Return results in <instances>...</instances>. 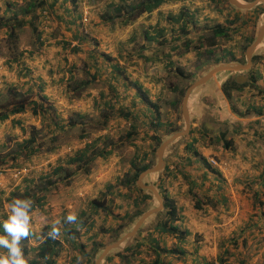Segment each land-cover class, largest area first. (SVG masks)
<instances>
[{
  "label": "crops",
  "instance_id": "1",
  "mask_svg": "<svg viewBox=\"0 0 264 264\" xmlns=\"http://www.w3.org/2000/svg\"><path fill=\"white\" fill-rule=\"evenodd\" d=\"M31 1L0 0V20L22 18V9ZM36 1L43 2L35 9L36 18H32L38 35L34 34L35 38H29L27 43L20 45L22 57L19 62L0 58V92L13 88L22 91L38 102L43 101L45 113L42 117L40 112L34 114L31 108H27L0 121V149L7 146L8 141L10 145H15L27 137L28 133L23 132L22 126L34 125L38 129V123L47 124L45 132L48 130L55 134L71 129L73 125L61 123L68 120L60 117L62 111L59 110L76 111L84 117L85 113L98 115L106 109L110 114L104 118L103 112L96 119L101 123L106 121L105 128L90 136L88 132L80 133L82 135L79 134L67 146L75 152L91 143L92 139L101 140L105 135L117 139L128 132H135L137 141L134 139L131 145L136 151L140 150L142 156L147 155L144 158L147 161L151 142L148 136L155 133V125L156 132L166 137L171 135H166L169 127L179 126L178 131L185 128L183 97L178 103L179 89L183 87L186 91L218 63H243L238 59L237 48L228 47L231 41L220 39L209 50L199 45L210 27L226 25L228 20L233 19L230 10L212 0H166L138 13L139 8L151 1L90 0L86 23L82 20L85 11L80 0ZM25 19L30 20L29 12L25 14ZM42 20L46 23L44 30L40 26ZM228 52L233 60L215 62L218 57L228 58ZM254 54L259 57L248 69L218 71L191 90L185 104L188 130L166 148L164 167L159 172L166 169L165 174L168 175L161 173L156 183L167 188V195L175 201L179 212L185 213L187 204L193 207L188 210V215L192 214L191 210L195 215L203 212L208 223L195 225V233L214 230L241 234L239 243L246 242L263 255L264 36ZM178 68L187 77L179 75ZM239 76L244 79L237 81ZM251 76L255 78L253 82ZM230 77L245 85L232 89L228 97L222 84ZM72 88H75L74 91ZM48 132L46 136L50 135ZM118 149L102 156V148L96 153L98 157H94L96 164L106 165L113 156L115 158L111 168H108L112 170L115 181L108 182L111 175L101 178L103 186L115 183L119 178L116 176L119 172H115L120 169L121 152ZM210 156L226 165L223 168L211 166L208 163ZM131 159L124 170L130 167ZM92 181L93 195L89 200L96 198L95 187L101 183ZM156 183L153 180L146 184L156 187ZM8 192L3 201L0 198V205L5 202ZM126 193L122 187L116 192L122 199H125ZM79 195L71 192L68 199L72 201L70 211L76 213L77 218L82 211L90 213L89 200L87 206H80ZM195 201L201 202V209L194 206ZM126 202H122L121 208L114 209V214H126ZM62 205L61 200L57 212L63 213V216L49 214L52 216L48 224L59 220V225H62L65 215L68 216L67 206L62 208ZM91 222L95 228L96 223L93 219ZM246 232L251 236L243 235ZM223 242L238 243L234 237ZM216 259L215 256L214 264H223ZM242 260L243 257L236 264H241ZM255 261L258 264L260 259L255 257ZM208 262L207 259L203 264H213Z\"/></svg>",
  "mask_w": 264,
  "mask_h": 264
},
{
  "label": "rangeland",
  "instance_id": "2",
  "mask_svg": "<svg viewBox=\"0 0 264 264\" xmlns=\"http://www.w3.org/2000/svg\"><path fill=\"white\" fill-rule=\"evenodd\" d=\"M84 1H85V5L87 6V18H88V4H89L90 0H84ZM212 1H214V0H212ZM243 1H245V0H243ZM248 1H251V0H248ZM81 2H82V0H80V3ZM214 3H217L218 5H221L223 8L230 10V13L233 17L235 14L238 15L239 20L240 19L241 20H244V19L248 20L247 23L244 26H242L241 29L236 34H234L232 36V39H230L228 41L224 40L225 42L231 41L228 44V47H235V49L237 48L238 53H239L238 59L244 63L245 62V49L247 47L246 37L251 36L254 39L259 24L262 21H264V8H263V10H260L258 12H254L252 9L254 7H256L258 4L255 5L252 9L242 10V9H238V8L230 5L228 0H215ZM259 4L264 5V3H259ZM81 6H82V3H81ZM41 10L42 9L39 10V13ZM42 13H43V11H42ZM0 21H2V20H0ZM40 26L44 30L46 23L42 20ZM34 34L35 33L33 32L32 28L28 25H26L25 28L21 29V32H20V42H21L20 44H21V46H22V43H24V44L27 43L29 41V38H31V39L35 38ZM31 41H33V40H31ZM0 58H5V57H0ZM257 59H255L254 61L252 60L251 65H253V63ZM1 79H2V77H1ZM181 88H183V87H181ZM13 90L19 91V90L14 89V88H13ZM5 92H6V90H3L0 93V99H2L3 101H5L7 98ZM19 92H22V91H19ZM1 94H3V96H1ZM177 95H179V94L177 93ZM48 110L52 111V108H50V109L48 108ZM54 112L55 111H53V113L51 112L52 115L54 114ZM58 112H61L60 117L63 120H68L65 122H61V123H63V125H73V126L70 127L71 129H69L67 127L68 129H64L63 132L61 131V132L56 133L57 134L56 143L58 144V148H56L53 152L41 153L38 157H34L33 162H26L25 165H30L31 167H33L31 172H29L27 175L32 174L31 176L34 177V175H35L36 177H38V176H45L46 174H49L51 172V168L55 164H57L59 162V160L66 158V156L68 154L74 153L72 148L70 151L66 150L68 147L67 144L71 140L76 139L80 133L84 134V133L88 132L89 136L91 135V133H94V134L97 133L98 134V131L102 130V129H100V126L102 125V123L100 121H96L98 115L101 116L104 112V118H106L107 115L110 114L106 109L102 110V113L101 114L98 113V115L96 113H93V114H90V113L86 114L85 113L84 117H80V115L76 111H70L69 112V111H66L65 109H62V110H59ZM39 114L41 116L43 115V114H41V112ZM42 123H43V121H42ZM79 124H80V126H77ZM38 125H40V127L38 128L39 129V137L43 136L46 139L47 138L46 132H48V130L45 132V126L47 127V124L42 125L41 123H38ZM58 130H60V129H58ZM166 133H167V131H166ZM165 137L166 136H163V139ZM84 140L87 142V139H84ZM135 140L137 141V139H135ZM139 144H141V143H139ZM149 144L150 145H148V152H147L149 155L148 160L151 161L152 159H154V161H156V148L157 147H153L154 144L152 143V141ZM115 145H117V147H115ZM14 146L15 145H10V143L8 141V145L4 146L0 149V169H2V174H0V198L2 197V201H3V196L8 192V190L10 188H14V187L18 186L19 184H22V180L25 178L24 177L20 180H14L12 177L11 171L13 170V168L19 167V166H24V165H19V166L14 165V164H24L22 158H20L18 160H14L12 158V150H13V148H15ZM130 146H132V145L127 144L126 138L123 136L115 139L111 135H109V136L105 135V138L101 139V141L99 143H97V145H95L94 151H96V153H97L102 148L104 149V151H108L107 149H109V150L111 149L110 151H112V150L116 151V148H119L118 150L121 152V158L119 160L120 161L119 162L120 169L119 170L117 169L115 172H119V174H117L116 176L120 177L125 173L126 170H124L125 169L124 166L129 163L130 158H133L134 155H137L140 158L143 157L139 153L140 150H139V152L136 151L133 146H132V149H130ZM96 153L94 155H92L91 160L88 164L81 167V169H74V173L71 174V176L69 177L70 182L68 184L66 183L67 182L66 178H63V175L65 173H62L61 176H58V175L55 176L54 175L53 178L55 180V183H54V185H51L50 187H48L46 189L45 194L48 198L46 199V201H44V204L42 205L43 207L41 208V207L36 206L34 209L31 210L33 234L29 238L25 239V241L22 244L23 246H26V249H27V253L24 254V256L27 260L30 258H33L35 256V251L31 249V246H35L37 241L42 239V237H41L42 228L44 225H47L48 222L50 223V220H51L50 217L52 215H54V217H58L60 214L63 216V213L57 212V210H60L59 208L61 205V200L63 203L62 208H66V206H67V209H65V210H67L68 214H69V212H71L70 211V204L72 203V201H68V199L71 198V192L73 194L74 193H76V194L80 193V195H79V198L81 200L80 206H82L83 204H84V207L87 206V202H88L89 198L93 195L92 194V188H93V185H92L93 181L92 180L101 182L100 184L97 183V186L95 187V192L97 191L96 198H98V199H102L103 197L105 198L106 211H103V210L98 211L97 214H94L92 216L90 214L91 209L88 207V209H90V213L88 214V216H91L88 219V221L93 219V221L96 223L95 228L89 232H87V231L85 232L84 229H80L76 234H74L73 237H71L69 239V243H64L63 249L60 253V256L57 258V261H56V262H58L57 264H74V260H76V262H78V261L87 262L91 259H92V262L90 264H93L94 260L96 259L97 255L99 254V252L101 250L94 252L92 241L102 242L104 245L110 243L109 240L112 239L114 237V234H115L112 231V227H114L115 225L117 226L118 223H123L124 225H126L125 231H127L128 229H130L134 225V223L136 222V220L140 216V215L135 216L134 215L135 211H134L133 207L130 206V203L126 202V200L124 198L122 199V198L118 197V194H116V192H118V190H120L121 187H116L114 189V191H109L106 189V187H105L106 185L103 186L104 181L102 182L99 180L101 178H104V177L111 175V179H109V181L108 180L107 181L110 182V180H112V179H113V181H115L114 176H112V170L111 171L108 170V168H111L110 164L114 163L115 158L113 156L111 158L110 162L107 163V165L105 163L98 162L97 163L98 166H97V164L95 162V158H94L97 156ZM101 160L103 161L102 158H101ZM35 166H37V168H35ZM86 166L89 167L88 168L90 170L89 172L84 171V169L85 170L87 169ZM116 166H117V162H116ZM72 168H76V167H72ZM155 176H156V173L150 174L149 176H147L146 178L143 179V183L146 184V181H149L150 183H152ZM16 183H19V184L17 185ZM102 188L104 189V191H101ZM112 195H113V197H112ZM59 197H62V198L59 199ZM111 197H112V201L110 200ZM50 198L52 199V202H51ZM82 199H84L86 201H84ZM116 199H118V200H116ZM122 200L125 201L127 204L128 216H126V214L119 216V213L114 214V212H113V210L116 209L117 207L121 208L123 206ZM6 204L7 203L5 201L0 205V220L2 219V215H3L2 212H3V210L5 211V205ZM156 205H157V201L153 198V196L151 194V199L149 200L148 207H153ZM192 208H193L192 205L189 206L187 204L186 208H185L186 212L185 213L179 212L180 218H181L180 222H179L180 228L181 229H188L190 231V235H188L186 237L187 241L184 245L185 253L183 255L170 253L169 254V257H171L170 259L166 256V258L171 260L173 264H203L204 261L207 262V259L209 260V262L212 261V263L214 264L215 256L217 259L220 257L225 258L224 260L226 262H231L233 264H236V262L241 260L242 257H243L244 261L246 262V264H255V263L257 264L256 261H255V263L253 262V260H255V257H256V258L260 259L258 264H264V254L260 255L259 249L258 250L254 249L252 245L250 246L246 242H245V244L239 243V241L242 237L241 234H235V233L230 234V233H224V232L218 233L214 230H212V231L205 230L202 232H196L195 233V231H194L195 225H202L203 226L204 224L208 223V221H206V218H205V215L203 214V212L195 215L194 211L191 210L192 214L188 215L187 214L188 210L192 209ZM143 211L144 210H142L141 212H143ZM164 211H165V209L159 211L158 213L154 214L149 220H147L141 228V231H142L141 234L140 235L137 234L134 237V239H132L133 241H130L128 244L134 243L135 241L140 240V239L147 240L145 237V233L148 231H151L153 229L154 225L157 224L159 219H161L164 216ZM51 213H52V215L48 216ZM66 217H67V215H65V217H64L65 220H66ZM115 217H117V219L120 221L113 222V218H115ZM66 222H67V220H66ZM68 226L70 227V226H72V224L68 223ZM0 235H4V233L0 232ZM5 235H7V233H5ZM243 235L250 237L251 233L246 232ZM91 237H94V239L91 240ZM231 237L232 238L234 237L238 241V243H236V242H223V241H228L229 238H231ZM175 243H177L175 238H172L171 236H166L163 238L161 246H165L167 248H170ZM244 245H245V247H244ZM237 246H238V248H237ZM123 249H121V251ZM0 251H6V250L0 249ZM146 251H148V249H147L146 245H144L142 247V252L138 256L132 258L130 263L123 262L122 260H120L119 257H114V259L110 262V264H143L144 261L152 260L154 257V255L152 253L146 252ZM255 253H257L256 256H255ZM40 264H43V262H41ZM102 264H109V263H107V261L105 260V261H103Z\"/></svg>",
  "mask_w": 264,
  "mask_h": 264
},
{
  "label": "trees",
  "instance_id": "3",
  "mask_svg": "<svg viewBox=\"0 0 264 264\" xmlns=\"http://www.w3.org/2000/svg\"><path fill=\"white\" fill-rule=\"evenodd\" d=\"M150 1L151 2H148V5L144 6L143 8H139L137 13L144 8L150 9L152 7H155L156 5L166 0ZM42 5V1L37 2L36 0H33L26 4L25 8L22 9V18L18 19L17 17H15L12 19H6L5 21H0V57H5L8 61L11 62H19L22 57L19 31L28 24L32 28L33 32L38 35L37 25L34 22V19L37 15L35 13V9L36 7H41ZM263 8V4H258L252 10L254 12H258L260 10H263ZM28 12L30 13V20L25 19V14H27ZM247 21L248 20L246 19L239 21L238 15L235 14L233 19L228 20L226 25L216 24L210 27L204 33V36L202 37V40L200 41L199 45H203L204 47H206V49L209 50V48L215 46L218 40L220 39L228 41L232 39V36L236 34L241 29V27L247 23ZM252 41L253 37H246L247 46L251 44ZM199 45L197 47H200ZM227 54L228 58L218 57L215 59V62L218 63L224 60H233V58L231 57V53L228 52ZM258 57V55L254 54L252 56V60L257 59ZM177 73L183 77H187V75L184 74V72L179 68L177 69ZM250 80L253 82L255 78L251 76ZM244 85V83L239 84L234 80V78L230 77L223 82L222 88L225 94L229 97L230 91L232 89L237 90L243 87ZM74 89L75 88H72L73 91ZM138 90L141 91L140 88H138ZM184 92L185 88L179 89L178 103H180ZM5 94L7 96L6 100L3 101L2 99H0V121L7 119L10 115L21 113L27 108H31L34 114L38 112H41L42 114L43 112L45 113V108H43V101L38 102L37 99L29 97L23 94L22 92L13 89H7ZM74 95L75 97H77L75 92ZM1 96H3V94H1ZM144 99L146 100L147 98ZM105 125L106 121H102V125L100 126V128H105ZM154 127L155 133L149 135L148 138L154 144L153 147H157L163 141V136L159 135L158 132H156V125ZM179 128V126L169 127L166 135H170L178 131ZM22 130L23 132L28 133L27 137L23 138L20 142L15 144V148H13L12 150V158L14 160L22 158L24 164H14L15 166L25 165L26 162H33L34 157H38L41 153L53 152L56 148H58V144L56 143L57 134L53 132H48L47 134L50 135L46 136V139L43 136L39 137V129H37L34 125H29L26 127L22 126ZM124 137L126 138V143L131 145L133 144V139L136 138V135L135 132H128L127 135H125ZM100 141L101 140L97 138L92 139L91 143L86 144L85 146L78 149L72 154H68L66 158L59 160V162L51 168V172L49 174H46L45 176L36 177L34 175L33 177L31 176L32 174L27 175L22 180V184H20L21 186L18 185L8 192L7 196L5 197V201L8 204L12 199L17 197L27 198L32 201V209H34L36 206L42 208L44 201H46V189L51 185H54L55 183L53 176H61L62 173H65L63 175V178H66V183L68 184L70 182L69 177L71 176V174L74 173V169H81V167L90 162L92 155L96 153V151H94L95 145H97V143H99ZM109 153L110 150L102 151L101 155L108 156ZM145 157H147V155L141 158L137 155H134V157L130 160V167L125 171V173L121 177L117 178L115 183H110L106 185V188L109 191H114L116 187H122L126 189L127 195L125 196V199L130 201V206L133 207L135 211V216L140 215V213H142V210H146L149 208V200L151 199V193L147 190L140 188L136 183L139 174L154 165V159H152L151 161H146V159H144ZM86 168L87 169H84V171L89 172V167L86 166ZM166 171L167 170L164 169V171L156 173L154 182L156 183L157 178L160 179L161 175L163 173L165 174ZM165 175H168V173ZM147 182L149 181H146V183ZM156 187L163 196L165 209L164 216L159 219V221L157 222V224L154 225L151 231L145 233V237L147 240H137L134 243L128 244L122 251L120 250L113 254H110L106 258L107 263L110 264L114 257H119L120 260H122L123 262L130 263L132 258L138 256L142 252V247L144 245H146L148 249V251L146 252L152 253L154 257L152 260L144 261L143 264H173L172 261L169 260L171 258L169 257L170 253L178 255H183L185 253L184 245L187 241L186 237L190 235V231L188 229L180 228L179 222L181 218L179 210L174 200L167 195V188H164L160 183H156ZM112 197L110 199L111 201ZM105 203L106 202L104 197L102 199H91L88 202L89 208L91 209L90 214L93 216L94 214H97L98 211H106ZM194 206L197 209H201V202L195 201ZM2 214V219L0 221H3L7 218V213L4 210ZM126 216H128V212L126 213ZM90 217L91 216H88L86 211H82V213L77 218L78 221L76 222V224H72V226L70 227L68 226V222L64 220L62 225H58L60 229V236L57 239H52L48 236L51 225H44L41 232L42 239L38 242L36 246L31 248L35 251V256L33 258L28 259L29 264H40L41 262H43V264H55L57 258L60 256V253L63 249V244L69 243V239L79 231V228L85 229L87 232L92 231L94 229V224L88 221ZM113 221L118 222L120 220L115 217L113 218ZM85 223H90V225ZM125 226L126 225H124L123 223H118L117 226L115 225L114 227H112V231L115 234L114 237L109 241L112 242L113 240H115V238L125 232ZM0 232L4 233L5 235L2 223H0ZM141 232L142 231H140L138 235H140ZM166 236H171L172 238H175L177 243H175L170 248L161 246L162 240ZM93 239L94 237H91V240ZM24 241L25 239H22L20 241V245H22ZM92 245L94 252L100 251L104 246L102 242L96 241H92ZM21 249L23 254L27 253L26 246L22 245ZM166 256L169 259H167ZM218 259L220 263L224 264V262H226L224 260L225 258L220 257ZM91 262L92 259L87 262H76V260H74V264H90ZM241 264H245L244 260L241 261Z\"/></svg>",
  "mask_w": 264,
  "mask_h": 264
},
{
  "label": "water",
  "instance_id": "4",
  "mask_svg": "<svg viewBox=\"0 0 264 264\" xmlns=\"http://www.w3.org/2000/svg\"><path fill=\"white\" fill-rule=\"evenodd\" d=\"M230 5L242 9V10H248L252 9L255 5L259 3H264V0H251V1H243V0H228ZM264 36V21H262L256 31V35L245 49V62L244 63H218L215 65L206 75L201 76L199 79L194 81L185 91L183 96V114L185 117V128L183 130L177 131L172 133L170 136L163 139V141L157 146L156 148V162L155 164L142 171L138 178H137V185H139L141 188L149 191L153 198L157 201V205L153 207H149L148 209L144 210L134 225L128 229L127 231L123 232L122 235L117 237L112 242L104 245L97 255L96 259L94 260L93 264H102L103 261L106 260V258L114 253L117 252L123 248H125L130 241H133L134 237L137 235V233L140 231L144 223L149 220L154 214L158 213L159 211L163 210L164 208V201L161 193L159 190L152 184H144L143 179L150 174H154L159 172L164 167V152L166 148L171 144L174 140L178 139L179 137L183 136L187 130H188V116L186 114V99L188 98V95L190 94L191 90L198 86L199 84L203 83L208 77L214 75L216 72L221 70H245L248 69L251 66L252 63V56L255 53V51L260 47L262 39ZM243 77V76H242ZM244 79V77H243ZM237 81H242L237 78Z\"/></svg>",
  "mask_w": 264,
  "mask_h": 264
},
{
  "label": "clouds",
  "instance_id": "5",
  "mask_svg": "<svg viewBox=\"0 0 264 264\" xmlns=\"http://www.w3.org/2000/svg\"><path fill=\"white\" fill-rule=\"evenodd\" d=\"M32 201L27 198H14L5 205L7 218L0 221L7 235H0V264H29L25 258L20 241L29 238L32 232ZM66 220L70 224L77 222V214L69 212ZM59 220L52 223L48 236L57 239L60 236Z\"/></svg>",
  "mask_w": 264,
  "mask_h": 264
},
{
  "label": "built area",
  "instance_id": "6",
  "mask_svg": "<svg viewBox=\"0 0 264 264\" xmlns=\"http://www.w3.org/2000/svg\"><path fill=\"white\" fill-rule=\"evenodd\" d=\"M82 6H83V9H84V15H83V22H86L87 21V6L85 5V1L82 0ZM71 46H74V44H71ZM2 83V79H1V76H0V84ZM67 151H70L71 150V147H67L66 149ZM208 163L211 165V166H217V167H222L225 164V162H220L216 157H213V156H210L208 157ZM35 168H37V166H35ZM33 169V167H31L30 165H24V166H19V167H15L13 168V170L11 171V174H12V177L14 180H20L24 177L27 176V174L29 172H31V170ZM0 174H2V169H0Z\"/></svg>",
  "mask_w": 264,
  "mask_h": 264
},
{
  "label": "bare ground",
  "instance_id": "7",
  "mask_svg": "<svg viewBox=\"0 0 264 264\" xmlns=\"http://www.w3.org/2000/svg\"><path fill=\"white\" fill-rule=\"evenodd\" d=\"M238 79H239V80H243V77H242V76H239ZM163 209H164V208H163Z\"/></svg>",
  "mask_w": 264,
  "mask_h": 264
}]
</instances>
